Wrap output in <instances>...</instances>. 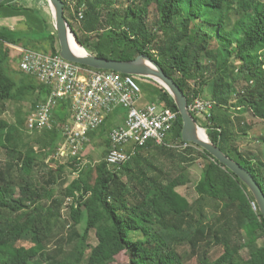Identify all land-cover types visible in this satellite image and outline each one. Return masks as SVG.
I'll use <instances>...</instances> for the list:
<instances>
[{"label":"trees","instance_id":"1","mask_svg":"<svg viewBox=\"0 0 264 264\" xmlns=\"http://www.w3.org/2000/svg\"><path fill=\"white\" fill-rule=\"evenodd\" d=\"M12 1L4 0L0 7L27 17L30 12H36L29 4H12ZM41 1L49 6L48 0ZM70 1H76L78 6L84 2L65 0V9ZM154 2L158 17L152 23L148 6ZM85 4L81 26L88 33L105 28L97 34L94 44L77 34L89 51L116 59H132L141 53L150 55L177 81L189 103L203 95L206 87L209 89L216 101L211 125L196 119L207 128L213 142L251 171L264 191V159L240 149L238 136L241 132L247 134L250 126L242 124L241 117L237 123L232 111L252 110L264 121V0H141L139 5L134 1L126 7L113 5L116 1H111L107 11L102 9L101 0H87ZM236 7L244 14L229 28L227 20ZM41 9H38L40 17L28 18L31 28V23L36 21V32L45 30L44 23L47 25L46 14ZM46 39L50 41L51 52L60 53L56 32H47ZM21 40L16 31L0 29V102L23 97L29 91L30 76L25 79L24 74L17 79L8 69L7 44ZM31 41L35 40H25L24 46L34 48ZM233 58L242 62L238 70L247 81L242 89L232 79L237 71ZM37 87L34 108L50 93V87L44 83L31 85L34 90ZM156 94L163 104L179 111L165 87L156 88ZM68 112L67 103L59 101L54 108L53 127L40 131L42 135H50V148L41 153V165L49 166L44 181L32 176L39 164L40 151H28L29 141L19 143L17 134L24 122L0 119V142H8L5 144L10 157L0 165V264H19L20 257L28 253L21 244L23 240L48 245L53 222L60 217L54 185L67 167L79 171L65 190L66 196L74 199L73 227L67 237L69 244L70 241L74 244L62 255L45 248L37 258L29 257L27 263L33 258L43 264V258L49 264H187L186 258L197 256L201 264H264V242H259L264 238V217L256 199L246 183L211 153L193 142L184 150L155 145L152 149L160 154L179 159L176 163L179 172L174 174L154 160L158 161L156 155L154 159L144 155L143 151L152 144L149 142L121 165H110L105 159L111 147L107 136L100 161L82 166V158L77 155L66 163L58 161L53 167L45 160L59 147L58 140L63 137L59 124L65 121ZM109 116L100 127L102 133L107 130ZM182 126L179 111L167 141L182 140ZM99 130L91 131L89 136ZM260 140L264 144V135ZM185 151L206 159L195 184L198 197L194 201L178 191L179 186L191 181L188 166L196 159ZM94 171L96 176L91 183ZM84 210L87 225L81 233L76 226ZM92 230L96 231L98 242L87 254ZM185 245L190 248L187 255L179 250ZM216 245H222L224 252L212 258L210 251ZM245 249L248 256L243 254ZM122 251L129 255L125 263L116 259Z\"/></svg>","mask_w":264,"mask_h":264},{"label":"built area","instance_id":"2","mask_svg":"<svg viewBox=\"0 0 264 264\" xmlns=\"http://www.w3.org/2000/svg\"><path fill=\"white\" fill-rule=\"evenodd\" d=\"M83 16L84 12L80 11L79 17ZM22 52L20 69L36 75L50 87L46 99L38 102L30 115L27 130L32 132L51 129L54 108L58 102L62 100L68 105V119L59 124L63 139L59 147L61 157L58 158L68 161L77 156L89 141V133L100 129L106 118L119 107L126 109V115L124 122L113 126L108 133L111 143L105 157L108 164L121 165L139 146L149 142L177 149H185L191 145L190 141L183 139L167 141L178 120L179 111L159 101L138 107L142 89L136 75L84 67L64 58L60 53L53 54L32 48H24ZM215 104L216 101L212 98L196 96L188 107L195 118H199L201 114L204 119L202 122L211 125ZM253 205L256 207L255 203Z\"/></svg>","mask_w":264,"mask_h":264},{"label":"rangeland","instance_id":"3","mask_svg":"<svg viewBox=\"0 0 264 264\" xmlns=\"http://www.w3.org/2000/svg\"><path fill=\"white\" fill-rule=\"evenodd\" d=\"M86 1L87 0H84V2L81 3V6H78L76 1H70L69 7L65 9L66 10L65 15L73 23L78 36H80L84 40L89 39L91 43L94 44L97 34H99V32L101 31L103 32L105 28L102 30H98L99 32H92V33L89 32L88 33L85 31L84 27L81 26L83 22L81 21L82 18L79 17V12L80 11L84 12V9L86 7V4H85ZM111 1H116V4H113V5L118 4V5H123L124 7H126L129 3H132L134 1L137 5L141 4V0H101V7L104 11H107L109 8H111L110 7L112 6V4H110ZM148 11H149V20L150 22L154 23V21L158 17V11H157L155 2L151 3L148 6ZM43 12L46 14L47 25L46 23H44L45 30H43L42 32H39L41 36L47 35V32H50V31L56 32L53 14L51 13V9L47 4H45V10ZM243 14L244 12H242V10L239 9L238 7L233 8L231 11V16L227 20L228 27L230 28L231 26H233L235 20L238 19ZM27 29L28 30L32 29L30 28V24H29V28ZM57 43L59 45L58 40H57ZM30 44L32 46L35 45L34 48L36 49L44 50L49 53L51 52L50 41L49 39H46V36L41 37L40 40L31 41ZM232 62H233V65H235V67L237 68V71L234 73L232 79L233 80L236 79L238 88L242 89L243 87L247 85V81L241 78L242 73H240V71L238 70L242 62L239 61L237 58H233ZM88 68H92V67L88 66ZM92 69H96V68H92ZM13 73L17 79L18 77L24 76L25 74L21 70H19L18 73L16 71ZM27 74L30 76L31 85L40 86V84H42V82L38 79L36 75L34 74L32 75L30 73H27ZM135 78L137 82L140 84L141 89H142V98L140 99L138 103V107H143L142 105H144L145 103L147 105V102H151V101L152 102L159 101L162 103V101L158 99V96L156 94V88L164 87L163 84H161L157 80L151 77H148V76L136 75ZM191 83L194 84L195 80L192 79ZM31 85L29 87V91H27L23 97L16 98L12 103L4 107L6 108L5 110L6 112L5 113H3V111L0 112V119H4L8 121L9 123H18L19 121L24 122V124L20 127L21 128L20 133L17 134L19 143H20V140H22V143L29 141L30 146H29L28 151H31V150L40 151L38 153L39 154V157H38L39 164L34 168L32 172V176H34L38 180L44 181L46 178H48V170H49L48 167L49 166L41 165L42 163L41 160L43 159V155L41 153H45V151L49 150L50 147L48 144L50 143V140H49L50 135L49 136H47V134L42 135L43 132L40 133V131L30 132L27 130V122H28L30 115L33 113V110H34L33 103L39 91L38 87L37 89L34 90L33 88H31ZM202 94L203 95H200V96L211 98L209 89L207 87L205 88ZM119 109L125 110V108H121V107H119ZM242 109H245V108L243 107ZM232 111H234L233 118L236 120L237 123L239 122L238 120L241 117L240 121L242 122V124L246 123L247 125L250 126L247 134H244L243 132H241L238 136L237 144L239 145L240 149L244 152L251 153L255 157H260L264 159V144L260 140L261 135L262 136L264 135V121L260 119L259 117H256L252 110H248L243 113L240 112V110H232ZM67 119H68V116L66 117L65 121ZM199 120L200 121L204 120L201 114H199ZM201 127H203L205 131L207 132V128L205 126L201 125ZM107 128H108V125H106V129ZM107 130L102 133L100 132L101 131V128H100V130L98 131L100 133L97 132V134L90 137L89 141L85 143L84 147L81 150H79L77 155H80L82 158V161H83L82 166H85L91 163H96L100 161L101 159H103L104 157L103 151L106 148L105 138H107L108 136ZM62 139L58 140L59 147L61 146ZM5 143H8V142L6 141ZM5 143L2 144V142H0V165H4L7 159L10 158L6 150L7 144ZM155 145H161V144L152 143L150 148H146L143 151L144 155L147 156L149 159H154L153 156L156 155L158 157V161L156 159L154 160L158 162L161 166H163L165 171L167 172L172 171L174 174L178 173L179 171L176 169V163L179 162L178 161L179 159H171L164 154H160L157 151V149H152L155 147ZM145 146L146 145H144V147ZM59 147L56 149L55 152H51V154H49L48 158L45 160V163H48L49 165L56 167L58 161H60L61 163L67 162L63 159L58 158V157H61L60 156L61 150H59ZM45 148H47L48 150H46ZM137 150L131 157L136 155ZM179 150H184V149H179ZM67 152H69V150H67ZM185 153L190 157H196V159L192 162V164L188 166V173H189L191 181L184 186H179L178 191L181 192L183 195H186L191 201H194L198 197V193L195 190V184L201 176L206 159L198 153H189L188 151H185ZM52 157H54L55 160H52ZM78 174H79V171H73L72 167H67L65 172L62 174L63 176L59 178L57 184L54 185L56 189L55 197L58 199V202H59V206L56 208L59 210L60 217L57 221L52 220L54 221L53 223L55 224L53 226V231L51 234L50 242L48 243V245L44 246V245H36L31 240L21 241V244L27 247L28 253L20 257L19 264H28L29 262H31L30 264H38L33 260V258H37L40 255V252L45 250V248L52 254H61V255L64 254V252H67L72 248L71 246L74 244V242L70 241L71 243L69 244V240L67 239V237L69 236V234H71L72 227H73V218L71 217V203L73 202L74 199L73 197H70V196L67 197L65 194V190H66V186L75 177H77ZM95 176H96V173L94 171L92 173L91 183L94 182ZM86 225H87V211L84 210L82 217H81V222L76 227L82 233ZM76 238H77L76 236L73 237L74 241H76ZM89 242L91 246L88 248L87 254H90L92 250V246L96 245L98 242V238H97L95 230H92L90 232ZM259 242L263 243L264 238H261ZM179 250L185 255H187L186 253H189L190 248L189 246L185 245V246L179 247ZM223 252H224V247L222 245H216L212 247L210 251V255L212 258H217ZM243 254L245 256H248V252L246 249L243 250ZM29 257L30 258L33 257V258L27 263ZM116 259L118 262L125 263L129 260V255L126 251H122L116 256ZM186 259H187V262H186L187 264H201L197 256H194L192 258H186ZM42 261H43V264H49L43 258H42Z\"/></svg>","mask_w":264,"mask_h":264},{"label":"water","instance_id":"4","mask_svg":"<svg viewBox=\"0 0 264 264\" xmlns=\"http://www.w3.org/2000/svg\"><path fill=\"white\" fill-rule=\"evenodd\" d=\"M4 0H0L2 3ZM59 42L60 55L64 58L82 65L96 69H111L125 74L148 76L157 80L174 97L183 120L182 139L190 141L207 150L219 162L233 171L252 191L260 211L264 217V191L249 169L226 153L218 144L201 136L199 129L203 128L189 110V99L177 81L160 65V63L146 53H141L132 59H116L100 56L89 51L78 39L69 19L65 15V0H48ZM71 36L81 45L85 52H76L71 44ZM204 129V128H203Z\"/></svg>","mask_w":264,"mask_h":264},{"label":"crops","instance_id":"5","mask_svg":"<svg viewBox=\"0 0 264 264\" xmlns=\"http://www.w3.org/2000/svg\"><path fill=\"white\" fill-rule=\"evenodd\" d=\"M11 3L12 4L16 3L18 5L29 4L30 6H33L36 9L35 10L36 12H30L28 14V17H27L24 14L9 13L10 8L6 9L5 7H0V29L8 28L9 30L16 31L18 33V35L23 38V40H21L19 43H9L8 42V44H7L9 49H10V58H9L8 69H9V73H11V75L14 76L13 72L16 71L18 73L19 70H21L19 64H20V61L22 59V54H23L22 51L24 48H32L35 50L44 51V50L36 49L33 47H25L24 42L27 39H31V40H35V41L40 40L41 37L46 36V35L41 36V34L39 32L35 31L36 21H33V23H31L32 29H30V30L27 29V28H29V24H30L28 22L29 21L28 18L31 16H34V15H36V16L40 15V11L38 9L42 8L41 11L43 12L45 10V3L41 0H13ZM38 17H40V16H38ZM44 52H47V51H44ZM21 71L26 74L25 79H27L29 77V75L27 73H29V72H26L23 70H21ZM30 74H32V73H30ZM21 77L22 76L18 77V79H20ZM14 100L15 99L0 102V112L3 111V113H5L6 108H4V107L8 106ZM148 103H150V102H147V104ZM145 105H146V103L142 106H145ZM35 108H34V110H35ZM125 115H126V109L124 110V109L117 108L114 111V113H112L108 118V121L106 124V125H108L107 129L110 130L113 126L122 124L124 122Z\"/></svg>","mask_w":264,"mask_h":264},{"label":"bare ground","instance_id":"6","mask_svg":"<svg viewBox=\"0 0 264 264\" xmlns=\"http://www.w3.org/2000/svg\"><path fill=\"white\" fill-rule=\"evenodd\" d=\"M49 7H50L51 12H52V8H51L50 5H49ZM71 44H72L73 49H74L76 52H78V53H83V52H85V49H84L81 45H79V43H78V42L74 39V37H72V36H71ZM157 80L161 81V79H159L158 77H157ZM199 131H200V134H201L202 137H204V138H208V134H207V132L205 131V129L201 128V129H199Z\"/></svg>","mask_w":264,"mask_h":264}]
</instances>
